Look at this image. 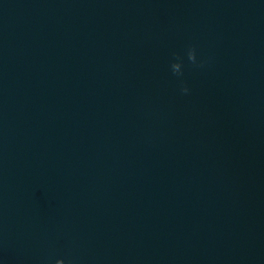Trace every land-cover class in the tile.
I'll list each match as a JSON object with an SVG mask.
<instances>
[{
  "label": "water",
  "instance_id": "95a60500",
  "mask_svg": "<svg viewBox=\"0 0 264 264\" xmlns=\"http://www.w3.org/2000/svg\"><path fill=\"white\" fill-rule=\"evenodd\" d=\"M58 260L264 264V0H0V264Z\"/></svg>",
  "mask_w": 264,
  "mask_h": 264
},
{
  "label": "clouds",
  "instance_id": "9594fccd",
  "mask_svg": "<svg viewBox=\"0 0 264 264\" xmlns=\"http://www.w3.org/2000/svg\"><path fill=\"white\" fill-rule=\"evenodd\" d=\"M187 58L189 60V62H191L192 64H196L197 63V59H196V53H195V49L194 48H189L187 51ZM175 60L177 62L172 63L171 64V71L173 73V75L177 76V77H181L183 76V71H182V58L179 55L175 56ZM198 66H203V63H201ZM180 91L182 94H188L189 93V89L186 86H181ZM56 264H64V261L62 260H58L56 262ZM69 264H72V261H69Z\"/></svg>",
  "mask_w": 264,
  "mask_h": 264
}]
</instances>
